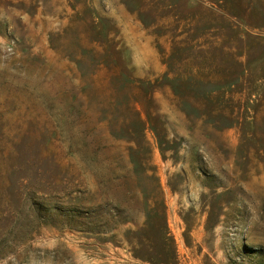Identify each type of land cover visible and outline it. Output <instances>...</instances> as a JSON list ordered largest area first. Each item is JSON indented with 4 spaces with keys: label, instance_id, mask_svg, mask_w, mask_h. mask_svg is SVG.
<instances>
[{
    "label": "rangeland",
    "instance_id": "1",
    "mask_svg": "<svg viewBox=\"0 0 264 264\" xmlns=\"http://www.w3.org/2000/svg\"><path fill=\"white\" fill-rule=\"evenodd\" d=\"M138 259L264 264V0H0V264Z\"/></svg>",
    "mask_w": 264,
    "mask_h": 264
},
{
    "label": "trees",
    "instance_id": "2",
    "mask_svg": "<svg viewBox=\"0 0 264 264\" xmlns=\"http://www.w3.org/2000/svg\"><path fill=\"white\" fill-rule=\"evenodd\" d=\"M88 201L85 197L79 198V204L68 209L64 208V217L78 221L80 229L93 232L95 228L91 226V218L97 209L92 208Z\"/></svg>",
    "mask_w": 264,
    "mask_h": 264
},
{
    "label": "crops",
    "instance_id": "3",
    "mask_svg": "<svg viewBox=\"0 0 264 264\" xmlns=\"http://www.w3.org/2000/svg\"><path fill=\"white\" fill-rule=\"evenodd\" d=\"M137 262H143V264H149V263H147V261H144V260H141V259H138ZM139 264H140V263H139Z\"/></svg>",
    "mask_w": 264,
    "mask_h": 264
}]
</instances>
